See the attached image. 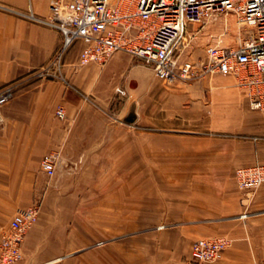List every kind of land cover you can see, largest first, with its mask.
Segmentation results:
<instances>
[{"label": "rangeland", "instance_id": "rangeland-1", "mask_svg": "<svg viewBox=\"0 0 264 264\" xmlns=\"http://www.w3.org/2000/svg\"><path fill=\"white\" fill-rule=\"evenodd\" d=\"M233 18L228 19L227 32L219 23L222 18L190 25V30L200 31L198 38L184 35L176 52L181 49L182 57L197 61L207 43L222 34L223 44L235 46L243 32ZM131 71L126 68L102 84L99 95L86 97L87 104L101 109L102 121L110 126L107 135L126 139L84 146L77 159L54 151L61 160L53 176L45 173L46 186L32 194L38 218L24 236L21 258L11 264H264V204L244 210L232 235H216L229 240L220 259L197 263L189 257L191 244L201 238L194 236L195 225L186 224L185 208L201 191L192 181L204 179L196 171L224 168L225 162L219 155L220 132L208 127L204 106L197 103L188 112L185 100L178 103L167 90L184 89L215 74L163 83L144 62L132 76ZM172 120L177 130L171 129ZM62 179L68 185L58 184ZM9 223L0 228V237ZM38 223L37 234L29 238Z\"/></svg>", "mask_w": 264, "mask_h": 264}, {"label": "crops", "instance_id": "crops-1", "mask_svg": "<svg viewBox=\"0 0 264 264\" xmlns=\"http://www.w3.org/2000/svg\"><path fill=\"white\" fill-rule=\"evenodd\" d=\"M50 2L0 0L1 7L7 6L0 8V86L13 82L16 89L14 98L0 109V228L7 226L17 210L31 204L33 193L46 186L47 176L40 167L43 154L56 150L62 158L77 159L84 146L120 144L126 139L107 135L110 126L102 121L101 109L87 104L86 97L99 95L101 85L126 68L133 69L132 76L143 65L139 58L116 52L102 66H80L81 43L75 42L62 56L58 77L34 78L32 72L49 63L63 39L59 31L26 14L45 18ZM167 91L178 103L183 98L188 112L197 103L204 106L208 127L220 132L219 155L225 162L224 168L196 171L204 179L192 181L201 191L185 208L186 224L196 226L195 237L223 232L232 235L238 231L244 210L264 204V184L248 194L237 187L233 178L236 167L264 162V119L249 108L246 93L238 88L232 75L215 74L190 82L184 89ZM59 105L65 111L63 120L55 115ZM162 125L161 129H166ZM174 128L172 120L171 129L177 130ZM60 181L58 184L68 185ZM39 227L38 223L28 237L32 239Z\"/></svg>", "mask_w": 264, "mask_h": 264}, {"label": "built area", "instance_id": "built-area-1", "mask_svg": "<svg viewBox=\"0 0 264 264\" xmlns=\"http://www.w3.org/2000/svg\"><path fill=\"white\" fill-rule=\"evenodd\" d=\"M26 16L59 30L63 38L52 60L33 71L36 79L58 77L64 51L79 42L80 66L104 65L113 54L124 51L150 66L163 83L189 82L209 74L232 75L246 93L249 108L264 119V0H52L47 19L32 13ZM227 16L235 17L243 32L235 46L223 44L222 34L207 43L204 57L197 61L182 57L181 49L176 52L184 35L198 38L200 31L190 30V25L222 18L227 32ZM15 91L13 82L0 86V109L14 98ZM55 114L63 119L64 108L57 106ZM2 121L0 112V124ZM60 160L59 152L43 155L42 170L53 176ZM233 178L240 190L257 189L264 184V162L236 167ZM37 218L35 203L12 216L0 237V264L21 258L24 236ZM228 243L225 236L197 238L189 257L197 263L216 261Z\"/></svg>", "mask_w": 264, "mask_h": 264}, {"label": "bare ground", "instance_id": "bare-ground-1", "mask_svg": "<svg viewBox=\"0 0 264 264\" xmlns=\"http://www.w3.org/2000/svg\"><path fill=\"white\" fill-rule=\"evenodd\" d=\"M230 17H232V16H227L226 18H224L227 22H228V19L230 18ZM235 18V17H234ZM233 18V19H234ZM223 20V19H222ZM235 21V20H234ZM210 22H212V21H210ZM229 23V22H228ZM240 29V28H239ZM98 244H100V243H98Z\"/></svg>", "mask_w": 264, "mask_h": 264}]
</instances>
